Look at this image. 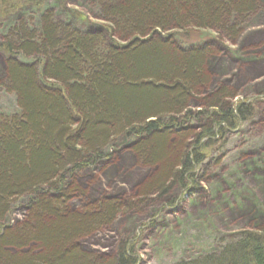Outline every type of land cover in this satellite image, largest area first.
<instances>
[{"label": "trees", "instance_id": "1", "mask_svg": "<svg viewBox=\"0 0 264 264\" xmlns=\"http://www.w3.org/2000/svg\"><path fill=\"white\" fill-rule=\"evenodd\" d=\"M21 1L41 8L42 0ZM95 1L101 33L55 23L51 11L41 10L37 26L20 20L0 32V88L14 95L18 111L0 118V264H138L125 240L110 256L76 247L132 201H98L71 212L78 190L70 177L121 135L135 139L133 153L156 169L138 191L141 200L178 185L190 192L209 144L251 119L245 104L229 105L234 94L224 88L201 95L213 52L191 45L202 30L234 42L239 22L256 12L255 0ZM15 8L2 7L0 18ZM198 99L204 109L192 113ZM23 197L26 221L3 225ZM217 253L176 264H264V228L238 233Z\"/></svg>", "mask_w": 264, "mask_h": 264}, {"label": "rangeland", "instance_id": "2", "mask_svg": "<svg viewBox=\"0 0 264 264\" xmlns=\"http://www.w3.org/2000/svg\"><path fill=\"white\" fill-rule=\"evenodd\" d=\"M255 1L256 12L239 22L234 42L220 41L215 33L202 30L197 44L191 45L213 52L205 60L209 83L201 95L209 96L224 88L234 94L233 99L226 100L229 105L245 104L243 110L250 111L251 119L209 144V154L195 171L197 185H188L192 191L173 186L159 199L155 198L157 194L143 200L138 196L156 169L142 165L133 153L136 140L121 135L111 140L102 150L101 159L70 177L68 184L78 194L68 208L80 212L111 199L131 200L132 207L77 241L81 252L110 256L125 240L138 264H176L218 254L222 244L230 243L238 233L264 228V0ZM18 3L21 6L15 8ZM34 4L0 0V11L5 10L4 6L15 8L0 18V32L20 20H31L37 26L40 10L51 11L55 23L77 30L103 31L102 22L93 17L95 0H42L41 8ZM174 46L183 45L175 42ZM4 77V56L0 53V82ZM203 109L200 99L190 103L192 113ZM16 114L14 95L0 88V118ZM192 126L190 129H195ZM26 202L23 197L12 204L2 224L15 227L26 221Z\"/></svg>", "mask_w": 264, "mask_h": 264}, {"label": "bare ground", "instance_id": "3", "mask_svg": "<svg viewBox=\"0 0 264 264\" xmlns=\"http://www.w3.org/2000/svg\"><path fill=\"white\" fill-rule=\"evenodd\" d=\"M135 145H136V144H134V145L132 146L133 149H134Z\"/></svg>", "mask_w": 264, "mask_h": 264}]
</instances>
